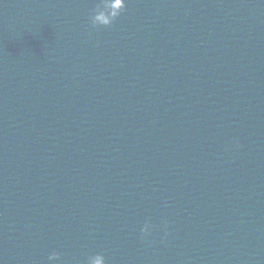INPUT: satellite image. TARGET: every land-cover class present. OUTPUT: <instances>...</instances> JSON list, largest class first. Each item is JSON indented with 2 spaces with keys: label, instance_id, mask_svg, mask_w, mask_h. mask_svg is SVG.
I'll return each mask as SVG.
<instances>
[{
  "label": "water",
  "instance_id": "1",
  "mask_svg": "<svg viewBox=\"0 0 264 264\" xmlns=\"http://www.w3.org/2000/svg\"><path fill=\"white\" fill-rule=\"evenodd\" d=\"M97 253L105 264H264V0L0 214V264H88Z\"/></svg>",
  "mask_w": 264,
  "mask_h": 264
},
{
  "label": "clouds",
  "instance_id": "2",
  "mask_svg": "<svg viewBox=\"0 0 264 264\" xmlns=\"http://www.w3.org/2000/svg\"><path fill=\"white\" fill-rule=\"evenodd\" d=\"M108 7L112 8V0H108ZM125 7V0H120L119 2V7L117 8H112L111 15H108L106 17H97V16H92V23L93 25H96L100 23L101 21L107 24H110L113 19L120 14V11ZM149 225L146 223L144 226L143 231L146 233L148 231ZM58 253L53 252L49 255L48 259L49 260H56L58 257ZM88 264H105V259L104 256L100 253H97L93 256H90L88 258Z\"/></svg>",
  "mask_w": 264,
  "mask_h": 264
}]
</instances>
